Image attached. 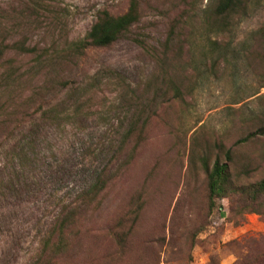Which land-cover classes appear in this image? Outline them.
Listing matches in <instances>:
<instances>
[{"label":"rangeland","instance_id":"rangeland-1","mask_svg":"<svg viewBox=\"0 0 264 264\" xmlns=\"http://www.w3.org/2000/svg\"><path fill=\"white\" fill-rule=\"evenodd\" d=\"M213 1L139 0L140 22L114 44L22 84L25 96L43 80L65 86L47 92L50 118L30 117L39 100L19 97V114L0 134V264H44L65 207L75 220L55 264H264V215L241 219L227 199L208 213L204 168L230 150L234 184L264 179V137L236 143L264 126V0H253L249 16L222 35L197 27ZM128 3L0 0L1 36L64 49L84 39L100 11L121 15ZM181 17L193 23L195 43L168 50L181 55L174 71L184 102L163 96L144 129L123 144L151 98L129 90H142L157 74L155 52ZM98 175L105 189L91 204L79 203Z\"/></svg>","mask_w":264,"mask_h":264},{"label":"trees","instance_id":"trees-1","mask_svg":"<svg viewBox=\"0 0 264 264\" xmlns=\"http://www.w3.org/2000/svg\"><path fill=\"white\" fill-rule=\"evenodd\" d=\"M257 4L253 0H214L199 17L197 27L203 29L205 32H213L216 35L229 33L233 29L234 24L248 17ZM140 20L139 0H129L128 7L123 14L113 15L106 10L100 11L84 39L71 43L64 49L56 50H39L36 47L27 45L23 38L8 40L4 35L1 36L2 32L0 31V134L10 128L12 125L11 118L19 114L15 111L16 108L13 109L14 106L19 105V97H24L23 101L26 104H34L39 100L35 112L30 117L50 118L53 112L49 107L50 102L48 101L47 92L60 87V85L65 86V83L60 84L56 80H43L36 89L31 90L25 96V90L22 89L24 82L35 79L43 70L48 72L54 70L59 65L72 64L74 60H78L90 48L102 49L111 46L119 38L129 33ZM192 26L191 20L185 19V17H181L180 21L171 23L165 39L161 42L163 50L161 52L156 51L154 55L157 68H159L157 74L152 75L146 81V85L142 90H129L130 88L127 87L126 91L128 92L129 90L130 95H151V98L148 99L142 110L136 112L134 124L128 125L124 134L123 144L133 134L141 132L144 129L150 118L148 112L154 111L163 96L171 95L172 99L184 102L183 83L179 81L174 71V67L178 64L181 55L175 54L171 58L169 52L174 51L168 49L174 46L181 50L184 47L189 48L191 44L195 43L194 27L190 28ZM258 35L261 38L260 42L264 44L263 31L261 30ZM210 42L211 44H216V41ZM260 55L262 56L261 63H263L261 65L264 68L263 47L260 50ZM24 59L32 60L33 64H29V67L25 68L22 63ZM218 60L219 58L215 59L211 68H214L219 63ZM109 73L112 76H116V73L113 71L109 70ZM6 94H10L11 98L1 101L2 95ZM70 100L71 97L66 95L62 100V104H68ZM132 101L138 103L141 101V98L134 97ZM144 109L147 111H144ZM145 112L147 115H144ZM259 137H264V126L248 133L237 140L236 143H244L250 139ZM230 160V150H226L224 161L217 158L210 169L204 165L208 213L215 208L216 201L227 199L230 202V213L237 211L241 219L242 215L247 213L263 216L264 179L248 185L234 184L231 179ZM107 183L108 181L104 177L98 175L91 185L78 194L79 203L85 206L91 204L105 189ZM74 220L75 215L70 213L68 208L65 207L60 212L54 225V233L50 235V241L56 240V242L50 248L48 247L49 243L47 244L45 251L48 250L50 253L47 255V259L43 260L44 264L56 263L58 255H60L59 251L66 247L67 232ZM116 237L117 239L122 238L121 235H117ZM38 262L34 264H38Z\"/></svg>","mask_w":264,"mask_h":264}]
</instances>
